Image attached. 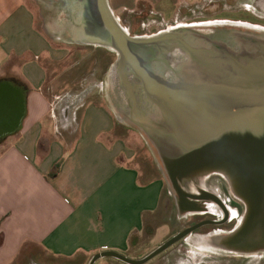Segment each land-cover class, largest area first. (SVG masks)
I'll return each mask as SVG.
<instances>
[{
  "label": "water",
  "instance_id": "95a60500",
  "mask_svg": "<svg viewBox=\"0 0 264 264\" xmlns=\"http://www.w3.org/2000/svg\"><path fill=\"white\" fill-rule=\"evenodd\" d=\"M67 2L68 38L116 54L112 73L124 98L121 104L114 86L115 108L156 150L178 210L207 215L218 205L224 215L178 233L141 259L105 251L88 264L106 258L146 264L198 228L227 222L235 215L230 200L242 214L230 234L212 245L231 256H264V29L244 32L236 26L250 27L228 22L207 30L179 24L156 35L131 36L108 0ZM26 114V90L0 81V133L21 129ZM211 177L226 182L232 199L198 186L199 178Z\"/></svg>",
  "mask_w": 264,
  "mask_h": 264
},
{
  "label": "crops",
  "instance_id": "0c3cea01",
  "mask_svg": "<svg viewBox=\"0 0 264 264\" xmlns=\"http://www.w3.org/2000/svg\"><path fill=\"white\" fill-rule=\"evenodd\" d=\"M169 2L178 8L187 1ZM157 3L108 0L129 32L132 14L148 11L166 21ZM60 34L43 30L26 0H0V81L27 93L21 129L0 133V264H88L105 251L141 259L176 235L150 245L159 227L173 229L166 211L169 189L163 177L153 179V170L136 165L118 121L102 102L81 103L75 93L53 91L57 82L44 63L58 57L56 40L67 41ZM60 104L64 114L58 116ZM170 250L146 264H187L166 260ZM95 264L125 263L106 258ZM191 264H264V256Z\"/></svg>",
  "mask_w": 264,
  "mask_h": 264
},
{
  "label": "rangeland",
  "instance_id": "374dc122",
  "mask_svg": "<svg viewBox=\"0 0 264 264\" xmlns=\"http://www.w3.org/2000/svg\"><path fill=\"white\" fill-rule=\"evenodd\" d=\"M26 1L38 11L39 26L43 30L47 33H51V30H49L45 24L47 23V19L54 20L56 18L60 22L58 25H61L60 27L62 30H65L64 35H68L67 31L72 24L71 14L69 13L70 4H65L64 0ZM186 1L187 2L176 8L171 5L169 0H157L158 3L155 9L157 12L164 15L166 18L165 22L154 14L148 20L143 19L144 17L141 16V12L137 15L132 14V21L130 23L132 25L130 29L131 36H152L179 24H200V30H207L209 28H214L210 26L212 24L228 22L249 26L250 29L245 27L238 28L236 26L237 30L244 32L259 33L251 29H264V24L261 22V20L264 19V12L261 11L264 0ZM179 10L181 11L178 17L176 13H179ZM68 37L64 39L67 40L66 42H59L56 40L57 37L54 38L52 36V38L56 40V47L60 48V53L57 54L58 57L56 60L48 59L44 63L49 72V79L57 82L52 86L53 91L56 90L55 93L61 94V96L67 92L75 93L77 94L76 98H78L81 103L88 102L89 100L97 103L102 102V104L112 112V115L119 119L120 136L126 141L127 147L131 149V152L134 153L136 165L140 166L142 170H153L150 175L153 179L157 176L163 177L160 171V161L156 150L149 143L145 135L128 122L115 108L116 91L114 90V86L115 88L118 86L116 85V79L118 77L112 72L114 71L113 64L117 59L116 54L102 47L78 45L73 43ZM118 88L121 93V87L118 86ZM120 95V102L122 104L124 95L123 93ZM60 106H62V104L55 107L56 110H59L58 112L56 111L58 116L64 114V109ZM78 111L79 120H81V117L85 113V109H80ZM197 183L200 187L209 188L218 192L227 201L231 198L228 186L223 179L217 177L199 178ZM169 197L170 212L168 213H170V219H172L173 222V229L171 230V228L165 225L159 227L153 238L152 244H150L152 246L154 244H160L171 232L177 234L190 226L197 221L195 218L208 217L210 219H217L221 217L219 212H213L216 213L214 216L211 214H192L187 216L178 210L174 196L171 194ZM232 203L234 204L233 201ZM230 228L231 227L228 226L218 228L205 227L200 232L188 236L185 240L172 246V250H170L171 254L166 256L165 259H179L185 261L187 264H191L193 260L201 263H208L213 262L214 259H229L231 255L223 253L220 248L212 245L215 243L212 237L214 236L213 231L221 230L225 231V233L220 234L215 239L226 236ZM147 247H149V245H147ZM130 254L133 256V252ZM259 262L262 261L259 260Z\"/></svg>",
  "mask_w": 264,
  "mask_h": 264
},
{
  "label": "flooded vegetation",
  "instance_id": "af4514ba",
  "mask_svg": "<svg viewBox=\"0 0 264 264\" xmlns=\"http://www.w3.org/2000/svg\"><path fill=\"white\" fill-rule=\"evenodd\" d=\"M64 3H65V4H68L67 0H65ZM261 8H262L261 11L264 12V5H263ZM180 11H181V10H179V13H176V16L179 17ZM141 16L144 17L143 19L148 20L149 18L152 17V14H151V12L144 11V12L141 13ZM189 20H190V19H189ZM55 21H56V22L53 23V20L51 21V20L48 19V20H47V24H48L51 28H53L54 26H57V24H60L59 20H57L56 18H55ZM261 22L264 24V19L261 20ZM58 26H61V25H58ZM52 31H53V32L55 31L54 28L52 29ZM56 33L59 34V32H56ZM60 35H61V34H60ZM67 37H68V36H66V38H67ZM70 38H71V37H70ZM227 205H228V207H229L230 210H232V211L235 212V215L229 216V219H228L227 222H225L224 224H221V225H213V224L204 225V226L198 228L197 230H195V231H194L191 235H189V236H192V235H194L195 233L200 232V231H201L202 229H204L205 227L218 228V227H223V226L231 227L230 230H229V232H228V234H230V232L233 230L235 224L237 223V218L240 217V215L242 214V209H241V206H240V205H237L236 203L233 204V203H232V200H230V201H229V204H227ZM169 209H170V206H168V207L166 208V211H167V212H170ZM213 212H219V213L221 214V217L218 216V217H220V218H217V219H216V218H214V219H210V218H208V217H206V218H195L197 221L194 222V223H192L190 226L186 227V228L183 229L182 231H184V230H186V229H188V228H191V227H193V226H195V225H198V224H200V223L206 222V221H213V220L220 221V220L223 219V216H224V215H223V212H222L221 207H219L218 205H217V207L214 206V208L212 209V212H211V215H212V216H214V215L216 214V213H213ZM212 213H213V214H212ZM192 214H197V213H192ZM182 231H180V232H182ZM221 231H222V232H221ZM221 231H213V234H214V236L212 237L213 241H214V239H215L216 237H218L220 234L225 233V231H223V230H221ZM180 232H178V233H180ZM178 233H177V234H178ZM177 234H176V235H177ZM174 236H175V235H174ZM185 239H186V238H185ZM185 239H184V240H185ZM182 241H183V240H182ZM180 242H181V241H180ZM178 243H179V242H178Z\"/></svg>",
  "mask_w": 264,
  "mask_h": 264
},
{
  "label": "trees",
  "instance_id": "16d2710c",
  "mask_svg": "<svg viewBox=\"0 0 264 264\" xmlns=\"http://www.w3.org/2000/svg\"><path fill=\"white\" fill-rule=\"evenodd\" d=\"M23 87H24V85H23Z\"/></svg>",
  "mask_w": 264,
  "mask_h": 264
}]
</instances>
